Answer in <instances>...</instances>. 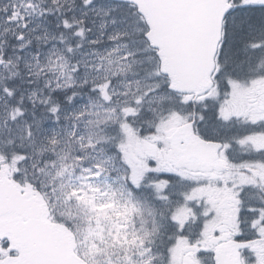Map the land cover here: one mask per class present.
Segmentation results:
<instances>
[{"label": "snow or ice", "instance_id": "1", "mask_svg": "<svg viewBox=\"0 0 264 264\" xmlns=\"http://www.w3.org/2000/svg\"><path fill=\"white\" fill-rule=\"evenodd\" d=\"M215 2L221 6V11L216 20L214 79L219 81L223 78L226 89L222 94H218L215 97L211 93L192 96L185 94L178 88V85L164 66L163 44L157 41L155 25L143 10V0H119L115 5H101L98 0H79L78 4L74 2L63 13V18L56 25L58 28L69 31L77 42L88 39L89 35L96 31V38L88 42L95 46L103 44L104 51L108 57L117 54L120 67L114 71H105L103 75L95 77L91 81L86 76L82 79L81 87L89 89L91 93L90 100L92 97H97L107 104H111L114 93L110 92V90L113 87V83L120 80L122 73L130 71L133 76H141L143 74V78L152 81L143 89L140 88V80L135 81L138 91L132 94L133 98L131 101H125L121 106L119 116L112 115L117 111L116 108H108L106 109L108 112L107 116H98L96 121L90 122L104 134L99 132L88 133V143L82 146L95 148L97 145L111 143L112 150L108 152L101 147L97 156L92 161H89L90 166L81 168V175L77 177L80 183L69 185L64 197L69 203L76 201L78 204L84 205L95 216L98 223L101 217L98 214L97 202L85 191V182L87 181L89 189L98 191V189L94 188V183L90 178L99 179L111 171L117 173L116 180L120 183L121 189L127 190L129 187L140 189L146 186L145 181H147V187L154 188L160 201L171 203V196L163 194L171 186V181L152 180L150 177L152 173H162V171H168L169 175H178L179 173L161 170L159 165L152 163L145 169L142 176H137L136 166L128 159L127 142L132 138L130 121L139 114L140 106L144 104L145 100L158 93L162 86L170 94L176 93L180 95L182 97L181 103L185 105H191L194 102L203 103L205 111L208 110L207 100L210 98L216 99L217 106L212 120L229 122L232 115L225 111L224 105L229 103L232 95H234V89L238 87L236 81L242 79L249 90L264 86V67H258L256 63L258 60L257 54H259V65L264 66V0H215ZM53 3H55V0H53ZM36 7L34 0H18V2L8 0L7 3L0 4V12L6 14V21L16 24L20 28L18 32L14 33L15 39L20 42V50H24L32 43L30 39H26V33L30 25V20H28L29 10ZM44 11L50 12L51 10L47 9ZM43 14L44 12L42 11L41 15ZM90 14L93 17L91 20H89ZM21 19L24 20L22 25L20 24ZM89 23H91V27L88 26ZM60 43H63V41L61 40ZM65 51L71 55L73 47L69 45ZM241 53H243V59H240ZM142 57L145 59H141ZM19 59L20 57L18 56L17 62ZM51 59L50 57V61ZM56 59L63 61L60 64V68L61 75H64L63 70L69 68V62L64 56L56 57ZM108 62L112 63V60L109 59ZM37 63H39L38 59ZM145 63L147 64L146 67L144 66ZM244 64L248 65V71L242 77L238 73V69ZM9 65L17 68V63L13 59L6 57L3 52H0V66L7 69ZM136 66H139V70H136ZM55 68L56 64L52 62L49 71L51 72ZM26 69V74L29 77L27 82L32 83L30 79L32 76L31 66H26ZM19 71L18 68L16 71H11V76H18ZM73 73L77 75L81 73L79 62L73 63L68 71L69 82H73L71 79ZM39 74V72L36 73V75ZM47 87L55 95L61 85L57 84L55 88H51V81H49ZM53 95L48 96L43 101L48 115H42L40 119L35 120L37 130L42 129L44 121L48 119H53L57 124L61 122L59 113L62 111V106L53 100ZM79 95L80 93L73 90L71 94H65V102L75 103ZM15 96V88L7 80H0V100L5 101L6 106H8V103ZM35 96L36 93L33 92L32 97ZM160 99L163 100L165 97L161 96ZM50 102L51 106L49 107ZM97 106L102 107L103 105H93V107ZM177 111L179 110H169V115H175ZM24 114L22 107L18 105L12 106L9 112V116L13 121L20 120ZM91 114L87 105L74 112L77 120L86 118ZM33 115L35 116V113ZM240 115L237 112L235 118L239 120ZM199 120L201 122L199 125L196 124L195 120H192L191 124L196 127V131L202 140L206 141L214 149H220V155L228 160L227 163L221 160L220 164L225 168H236L241 173L239 177L230 176L226 180L218 182L217 187L232 199L237 212L240 231L236 234L235 239L240 242L242 251L251 252L249 245L253 241L264 240V144H257L252 140L254 136H264V117H245L243 123L250 126L249 130L243 136L231 142L223 139L219 129L213 124L205 122L203 114L199 116ZM110 121L115 122L116 136L108 135L106 132L105 125ZM201 127L206 129V131L201 132ZM72 135L77 136L81 141L84 140V136H80L78 132H73ZM33 137L34 131L32 126L29 125L27 127V138L32 139ZM48 142L51 145L59 143L55 134L48 137ZM233 143L246 149L241 153L243 158L238 161L228 156L232 151ZM45 150L43 147L37 149L40 153ZM5 156L12 159L14 165L17 162L24 164L29 160V150L17 147L9 139L4 146L0 147V159ZM60 159L63 160L64 157H60ZM75 159L82 163L87 157L78 154ZM117 162L122 166L123 172H121V168L116 167ZM56 166L54 162L52 167L55 168ZM40 171L43 172L44 169L41 168ZM68 171L69 166L64 165L58 169L57 175L64 176ZM15 175L19 176V172ZM191 183L192 187L181 192L180 196L182 202L195 204L194 194L198 191L199 182ZM25 187L34 188L38 191L45 185L29 180ZM20 191L21 193L23 192L22 189ZM258 193L259 195H257ZM114 195L115 193L110 190V193L106 194V200L99 203V209H110L112 205L109 201L114 203ZM129 196H131V193H129ZM196 206L199 207L200 205L197 204ZM204 208L205 210L197 214L196 218L184 224H181L175 218L173 207L167 209L165 219L171 222V231L168 233L163 251L160 253L162 264H168L171 248L176 243L177 236H188L193 243H200L201 233L205 231L206 223L213 220L218 214L212 210V208H216L215 201H213L212 208H209L208 203L205 201ZM136 210V206L130 203L127 207L128 215L126 218H130L131 213ZM217 224H219V221ZM122 227L126 228V225H122ZM220 230L222 231V229ZM129 236L131 237V242L127 245L124 244L123 240H113L112 243L113 245L124 246L128 252L142 245V238L136 237L135 234L126 233V238ZM0 239L3 238L0 237ZM136 240L140 242L136 243ZM12 243V240H5L4 243L0 244V264H8L3 254L4 249H7L8 255H12L16 251L12 247ZM102 251V249L98 250V254ZM144 253L147 255L143 264H156V258L153 256L151 249L145 248ZM198 255L210 259L212 264H220L218 255L208 248H201ZM244 262L245 264H257L254 255L244 257ZM125 264H137V261L132 259L131 255H128L125 257ZM259 264H264V257H261Z\"/></svg>", "mask_w": 264, "mask_h": 264}, {"label": "rangeland", "instance_id": "2", "mask_svg": "<svg viewBox=\"0 0 264 264\" xmlns=\"http://www.w3.org/2000/svg\"><path fill=\"white\" fill-rule=\"evenodd\" d=\"M53 1V0H52ZM76 0H56L57 3L65 6V12L73 5ZM8 0H0V4L7 3ZM18 2V0H14ZM99 4H104L101 0H98ZM37 7L35 9H30L28 15V20H30L29 30L26 33V39H30L32 43L27 46L24 50L19 49V41L14 37V33L18 32L20 28L13 23H9L5 19V13L0 12V41L4 42L6 38H13L15 42L13 44V52L9 53V58L13 59L17 63V67L21 72L22 77L27 76L26 66H31L32 76L31 80L35 82L40 81L44 85H48V82L51 81V88H55L57 84H60V90L66 88H72L73 86H81L82 79L86 76L90 81L98 76L104 74L105 71H114L120 67L117 54H113L111 57H108L104 51V45L95 46L90 44L88 41L96 38V31L91 33L88 39L83 40L86 44L84 50L77 52V61L81 65V73L79 75L73 73L72 81L69 82L68 71L70 70L73 63L71 55H69L65 49L63 43L57 41L53 29L48 22V17L45 13L41 15V12L44 10L43 7L34 2ZM10 14V13H9ZM78 15V13H77ZM93 19L90 14L89 20ZM24 20H20L22 25ZM91 27V23L88 25ZM131 30V29H129ZM66 40L70 39L67 34L64 35ZM82 41V42H83ZM0 52L5 53L4 49H1ZM20 57L17 62V57ZM64 56L65 59L69 62V68L64 69V75H61L60 64L63 63L61 60H57L56 57ZM50 57L52 58L50 61ZM103 57V59H101ZM37 59L39 63H37ZM109 59L112 60V63H109ZM52 62H55L56 68L53 71H49V67ZM13 68L12 65H9L7 69L4 67L0 69V74L2 79L6 80L7 73ZM17 70V69H16ZM39 72V75L36 73ZM29 78V77H28ZM134 76L131 72L122 73L119 81L113 83V87L110 92L114 93L116 96V101H112L111 104H107L103 100L98 99L97 97H92L90 92L86 94L81 93L77 97L75 103H66L65 100L62 106V111L59 113L61 116V122L57 124L53 119H48L44 121L42 129L37 130L35 127L34 137L32 139L27 138V127L31 125L30 122L22 121L21 119L17 121V125L20 127V134L14 137L13 133L10 132L11 122L9 116V108L6 106L5 101L0 100V143L7 142L11 139L14 143L15 139L21 142L28 141L30 145L29 159L32 162H35L36 159L44 157L43 153H49L53 155L52 158L56 160V167L52 165L46 166L47 169L41 177L38 178V181L45 185L43 189L48 195L49 201L56 208L58 212H66L69 214L71 220L76 223V232L79 231L81 237V250L88 256L95 264H125V257L118 255L117 257L111 256L112 241H120L122 238L121 229L119 222L124 219L116 217L114 212L120 211V208L113 209L117 201V196L113 186L109 185L103 188V184H100L99 181L95 182L90 178L94 183V188L98 189L93 190L87 187V181L85 182V191L97 202L98 214L101 217L99 223L95 216L89 212V210L82 204H78L76 201H71L70 203L65 200L64 193L67 191L69 185L75 183L79 184L80 181L77 179L81 175V168L86 167L85 162L92 161L102 145H97L95 148L92 147H83L82 145H87L88 143V133L90 132H99L100 129L90 122L96 121L99 117H105L108 115L106 109L116 108L117 111L113 113V116H119L121 112V106L125 101L132 100V94L137 93V85ZM144 82L140 80V88H144ZM49 88V87H48ZM50 89V88H49ZM34 92V91H33ZM32 92V93H33ZM36 95L39 98H42L41 95L44 94L41 91H36ZM161 96L165 99L173 100L175 96L169 93H160ZM94 104L103 105L102 107L97 106L93 107ZM85 105L88 106L91 115H88L86 118L76 119L74 112L82 109ZM98 114V115H97ZM253 115L247 114L248 118H251ZM114 122V121H113ZM155 123L158 131L163 133L168 132L173 129L176 124V119H170L169 117L161 120L157 117L153 121ZM36 125V124H35ZM86 131V133H83ZM73 132H78L80 136H84V140L81 141L77 136L72 135ZM56 135L59 143L57 145H51L48 142V137ZM45 148L46 150L43 153L37 151L38 148ZM41 154V155H40ZM84 155L87 157L85 161L78 162L75 158L77 155ZM60 157H64L63 160ZM14 159V157H13ZM13 162V161H12ZM24 164L16 163L13 167V173H27V167ZM67 165L69 166V171L64 176H58L57 171L60 167ZM86 175V174H85ZM114 192L113 201H109L112 204L110 209H99V203L106 200V194ZM106 213V215H105ZM125 221V220H124ZM127 234H130L131 226L126 224ZM129 238V237H128ZM102 249L103 251L98 254V250Z\"/></svg>", "mask_w": 264, "mask_h": 264}, {"label": "water", "instance_id": "3", "mask_svg": "<svg viewBox=\"0 0 264 264\" xmlns=\"http://www.w3.org/2000/svg\"><path fill=\"white\" fill-rule=\"evenodd\" d=\"M143 4L157 41L163 44L164 66L178 88L195 96L209 91L214 85V40L221 6L215 0H143ZM170 139L183 158L193 143L198 149L207 147L191 123L179 126ZM10 172L9 164L0 165V240H12L18 253L5 256L8 264H89L76 252L72 229L50 219L43 193L10 178Z\"/></svg>", "mask_w": 264, "mask_h": 264}, {"label": "flooded vegetation", "instance_id": "4", "mask_svg": "<svg viewBox=\"0 0 264 264\" xmlns=\"http://www.w3.org/2000/svg\"><path fill=\"white\" fill-rule=\"evenodd\" d=\"M0 79L2 78L0 77ZM256 91L259 93L260 89L257 88ZM261 100L264 101V98ZM243 107L245 109H237V112L241 114L237 122H240L238 124V130L242 136L247 130H249L250 127L243 123V120L245 117H247V114L243 115L242 111H247V113L250 114L249 109L252 108V106L243 104ZM235 114H233L232 117L235 118ZM252 117L256 116L253 115ZM198 124L199 122H197V125ZM252 140L257 144H264V136L259 137L257 135L252 137ZM145 149L149 151V148L146 147V143ZM156 150L157 149H155V151ZM245 150V148L241 147L232 148V151L228 154V156L235 158L238 161L239 159L243 158L241 153H243ZM216 152L220 161H226L224 163L228 162L226 158L220 155V149L212 148L208 159L210 161L193 171L179 167L175 161L170 163L172 170L179 173L178 175H175L176 185L172 189V207L174 208V215L177 221L181 224H184L196 218L197 214L205 210V201L208 203L209 208H212L213 201H215L216 208H212V210L218 214L213 218V220H210L206 223L205 231L201 233L199 244L193 243L188 236H177L176 243L172 245L171 248V255L168 264H212L210 259L198 255V252L201 248H208L215 252L219 257L220 264H245L244 257L249 255H254L257 264H259L261 257H264V240L253 241L249 245V248L251 249V252H249L247 250L242 251L240 248V242L235 239L236 234L240 231L238 215L235 211L232 199L218 189L217 183L226 180L230 176L239 177L241 173L238 172L236 168L223 167L220 164V161H211L215 158ZM6 159V161L10 162L12 165V161L8 158ZM6 161L5 158L0 159V164ZM159 167L162 168L163 164H159ZM10 177L16 178L15 175L12 174V171ZM191 182H199L198 191L194 194V200L196 202L195 204L191 202H182L180 196L181 192L192 187ZM152 190H154V188H152ZM257 195H259V193ZM197 204L200 206L197 207ZM118 208L119 205L116 203L114 209ZM157 213L162 216L164 215L162 210H159ZM218 221L219 224H217ZM160 223L164 225L158 228L157 233H153V237H145L142 245L135 249V257L138 258L133 259L137 261V264H143V262L146 260L147 254L144 253L145 248L152 250V254L156 258V264H162L160 253L163 251L166 237L171 231V222L169 220H161ZM119 224L122 227V225H126L127 222L120 221ZM220 229H222V231ZM126 233L127 229L122 227V238L120 240H123L125 245H127L126 241L128 240V237L126 238ZM5 253L6 250L4 249L3 254L5 255ZM118 255L126 257L128 255L132 256V253L126 251L124 246L117 245L112 247L111 256L113 258L117 257Z\"/></svg>", "mask_w": 264, "mask_h": 264}, {"label": "trees", "instance_id": "5", "mask_svg": "<svg viewBox=\"0 0 264 264\" xmlns=\"http://www.w3.org/2000/svg\"><path fill=\"white\" fill-rule=\"evenodd\" d=\"M43 4H45V9H50L51 11L48 12V16L51 17V26L56 28V23L53 20L54 15H60L59 18H63V13H65V7L63 5L58 6L55 5L52 1H45V0H40ZM104 4H117L118 2H114V1H110V0H101ZM57 30L60 32V36L58 39L62 40L63 43L68 47L69 45H72L73 47V52H72V61L76 62V52L74 53V51H76L77 49L83 47L82 46V41L81 42H77L73 39L72 34L62 28H57ZM67 34L68 37L70 39L66 40L64 38V35ZM3 41H0V45H1V49H6L5 50V56L8 57L9 52H12L13 50V44L15 42V39L13 38H6L4 42H7L6 44H2ZM258 60H257V66L258 67H264L259 65V54H257ZM243 53L240 54V59H243ZM141 59H145V58H141ZM145 67L147 66V64L145 63L144 65ZM136 69L139 70V66H136ZM248 71V65L244 64L241 68L238 69V73L243 77L245 74H247ZM136 77H140L143 78V74L141 76H136ZM13 82L15 83V86H17L15 88L16 90V96L13 99V106H20L22 107L23 110H28V111H33L37 113V114H42V115H47L48 113L46 112V109L44 107V105H37V104H31L29 103L28 97L25 94V85L22 84V81L19 78V75L16 77H12ZM145 79V78H143ZM216 85L215 88L220 90V93L222 94L226 89H225V83L223 78H221L219 81H216ZM152 83V82H151ZM39 84V82L37 83ZM236 84L238 85V87L236 89H239L241 92V96L243 98H245L246 100H249L251 97L254 96V94H252V90L248 89L247 84L241 79L240 81H236ZM147 86V85H146ZM144 86V87H146ZM214 88V89H215ZM75 90L78 93H83L86 94L87 92H89V89L87 87H74L72 89H67L64 91H60L58 90L57 93L55 95H53L52 92H49V95H53V100L56 103H61V99L62 97L65 96V94H71V92ZM158 93H169L168 90L165 87H161V89L159 90ZM91 94V93H90ZM170 94V93H169ZM171 95L175 96V98L173 100H169V99H164L161 101V103H156L155 106L158 108L157 111L159 112H155L153 110H147V107L145 108V105L140 106L141 110L139 112L138 115H136L135 117H133V119L130 121V126L132 128V138L129 140L130 141V146H132L133 148L135 147H144L143 145V141L145 140L146 143L150 146H159L163 144V140L164 138H161L160 132L157 130L155 123L153 122L155 118H157V115L159 118H161V120H164L166 118H168L169 115V110H179L175 113V115H171L175 118H177L178 120H182V121H188L191 120L192 118H199L200 113L199 110H194L193 108H202L200 102H194L191 105H185L183 103H181V99L182 97L180 95H177L176 93H171ZM47 96V97H48ZM47 99V98H46ZM22 100V103H21ZM113 101H116V98L113 96ZM51 106V102L49 103V107ZM142 130V131H141ZM106 132L107 134H111V135H117V129L114 126H112V128L107 125L106 127ZM107 145V150L108 152H111L112 150V144L111 143H106ZM133 153V150H132ZM142 154H145V152H142ZM140 156V155H139ZM147 162H151V163H156L157 159L156 157L147 154ZM119 162H117L118 164ZM31 165V163H29ZM43 168L45 170V167H39L38 165H36L35 163L32 166V170H34V174L36 178L39 177V175L42 173L40 171V169ZM107 176L103 175L101 176V178L103 180H105ZM128 190V189H127ZM147 198H150V194L146 193L144 195ZM143 197V194L141 192H136L133 195V199L132 201L135 200H140ZM143 203H146L145 200L143 201ZM55 210V211H54ZM53 216L56 220L62 221V222H67L71 227H75L76 224L71 220L70 216L68 213L66 212H58L56 211V208L53 207Z\"/></svg>", "mask_w": 264, "mask_h": 264}, {"label": "clouds", "instance_id": "6", "mask_svg": "<svg viewBox=\"0 0 264 264\" xmlns=\"http://www.w3.org/2000/svg\"><path fill=\"white\" fill-rule=\"evenodd\" d=\"M56 2V0H55ZM56 163V160L54 158H49V157H40L38 159L35 160V164L38 165L39 167H45V166H49L52 165L53 163Z\"/></svg>", "mask_w": 264, "mask_h": 264}]
</instances>
